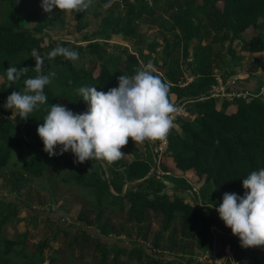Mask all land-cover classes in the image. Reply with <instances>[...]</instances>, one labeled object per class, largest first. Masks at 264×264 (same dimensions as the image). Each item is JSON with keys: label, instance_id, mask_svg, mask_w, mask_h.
I'll list each match as a JSON object with an SVG mask.
<instances>
[{"label": "trees", "instance_id": "trees-1", "mask_svg": "<svg viewBox=\"0 0 264 264\" xmlns=\"http://www.w3.org/2000/svg\"><path fill=\"white\" fill-rule=\"evenodd\" d=\"M97 1L101 5L107 3V0ZM197 1L210 29L221 33L223 39L228 41V54L234 58V43L246 41V46H242L240 51L247 57L253 56V71L263 68L262 61L256 55L264 51V40L258 34L248 33H255L258 20L264 17V0ZM27 5V0H0L2 85L9 86L4 71L9 65L26 68L20 79L11 84L12 91H21L23 81L37 74L32 68L35 60L29 56L33 48L45 57L56 46L71 48L70 41L47 42L40 36L45 30L54 31L62 23L61 10L55 15L54 22L40 25L36 21L41 10L27 9ZM137 12L138 8L128 3L126 16L114 21L117 27L113 33L129 36V25ZM82 15L83 11L73 14L78 21H81ZM92 15L94 18L97 16V21L100 18L99 12ZM23 16L27 24L33 25L31 30L20 26ZM75 27L72 35L76 34L77 37L82 31L79 24H75ZM90 50L95 52V47L91 46ZM154 50V47L150 48L151 53ZM150 62L155 68L153 73L159 76L162 70L156 66V59L151 57ZM47 64L44 65L47 69L45 74L55 73L43 89L47 100L29 113V117L22 119L15 109L2 107L6 97L0 94V178L4 177L12 191H21L34 181L51 176L56 183L63 182L65 187H76L82 192L80 196L87 199L95 211V225L103 217L111 218L110 215L126 224L143 225L150 213H155L161 218L159 233L169 231V241L176 235L179 241H192L200 250L210 253L209 263L198 264H264V246L241 247L238 237L230 229H223L221 219L213 215L210 209L178 198L172 191H164L162 183L150 174L152 157L148 160L135 158L131 162H124L120 158L112 163L97 159L80 163L75 162L73 155H67L61 157L63 165L55 168L61 162L60 157L49 156L43 151L42 141L36 132L50 104H58L62 100L74 113L84 112L87 104L77 92L79 87L95 86L97 90L107 91L117 86L120 74H134L139 64L134 54H126L121 63L111 67L108 62L99 60L90 61L88 67L75 66L62 56L53 58ZM167 83L170 102L175 107L182 106L186 115L179 118L176 128L168 133L166 150L160 159L161 170L177 173L169 181L176 187L175 190L180 191L191 189V185L181 177L191 173L194 183H200L205 196L211 191L206 205L221 200L225 192L243 195V177L250 171L264 167V96H256L258 89L255 92L238 91L236 86H229L226 92H245L248 95L227 99L211 96L208 92L216 85L215 77L211 74L203 76L194 87L187 86L189 89ZM192 88L195 90L191 91ZM25 137H31L32 142ZM134 143L129 137L124 146L132 148ZM143 143L150 150L148 140ZM89 162L97 165V176L91 167L84 169ZM5 171L6 175L3 174ZM88 172L89 176L86 174ZM128 184L131 185L129 188ZM7 222L6 216H0V264H55L54 257L47 260L43 256L49 239L32 244L23 234L17 242L8 240L4 237ZM82 234L87 236L84 232ZM140 235L145 237L146 231ZM94 239L104 247L96 264H122V256L126 257L132 249L109 239ZM16 246L21 247L17 249ZM226 249L230 256H227ZM143 256L151 264H174L171 260L158 261L146 253ZM134 264H141L140 256Z\"/></svg>", "mask_w": 264, "mask_h": 264}, {"label": "rangeland", "instance_id": "rangeland-1", "mask_svg": "<svg viewBox=\"0 0 264 264\" xmlns=\"http://www.w3.org/2000/svg\"><path fill=\"white\" fill-rule=\"evenodd\" d=\"M27 1V9L41 10L36 24L54 22L55 15L60 12L54 8L52 14L46 13L40 7V0ZM128 3L134 4L138 12L130 22V35L126 37L113 32L117 27L114 21L126 16ZM106 4L108 7L105 8L94 0L83 11L81 21L74 19L75 12H62V23L54 31L45 30L40 36L47 42L70 41L71 48L79 54L77 60H70L75 66L88 67L90 61L99 60L108 62L111 67L121 63L126 54H134L141 68L153 57L158 69L162 70L159 77L184 89H189L187 86L194 87L203 76L211 74L215 77L216 85L210 91L220 99H227L228 94L232 95L226 92L229 86H239L241 82L246 83L249 79L255 80L260 86L256 96H264V51L256 55L263 63V68L256 71L252 70L253 56L247 57L240 51L242 46H246V41L234 43L232 47L236 55L232 58L227 51L228 41L223 39L221 33L210 29L197 0H107ZM93 12H99L98 21L97 16L94 18L92 15ZM75 24H79L82 31L77 37L76 34L72 35L75 33ZM20 26L27 30L33 27L27 24L24 16L20 19ZM252 34H258L264 40V17L258 20L255 33H248ZM91 46L95 47V52L90 50ZM151 47H154V53L150 52ZM153 69L155 68L152 67ZM12 90V87L2 85L0 79L2 97H7ZM194 90L192 88L191 91ZM242 93L245 92L236 94ZM58 104L65 105L62 100ZM25 139L32 142L31 137ZM121 151L125 153L121 156L124 162H131L135 158L148 160L153 156L152 150L144 143H134L132 148L121 146ZM67 155L73 154L68 151L58 155L61 162L55 168L59 169L63 165L61 157ZM87 167H91L96 176L99 174L96 164L89 162L84 169ZM3 174L6 175V171ZM86 174L89 176V172ZM184 177L191 189L175 190L173 184L166 182V190L172 191L178 198L187 199L193 205L206 207L216 215L215 206L205 204L211 191L205 196L200 183H194L192 174H184ZM130 186L128 184L127 187ZM76 189L65 187L63 182L58 184L51 176H45L29 187L15 192L5 183L4 177L0 178V216L8 218L4 237L17 242L25 234L32 244L49 239L43 256L47 260L54 257L55 264H96L104 247L94 238L103 241L109 239L113 243L119 242L120 245L132 248L126 257L122 256V264H134L138 256L141 257V264H151L143 256L145 253L158 261L171 260L174 264L209 263L210 253L200 250L192 241H179L176 235L169 241V231L159 233V214L150 213L148 221L143 225L117 221L114 215H110L109 219L103 217L95 225V211L91 203L81 197L82 192ZM220 202L221 200L214 205ZM221 225L223 229L228 228L222 220ZM142 231H146L145 237H141ZM53 237L56 239L52 240ZM20 247L16 246L17 249ZM110 248L114 249L107 247ZM226 254L230 256L227 249Z\"/></svg>", "mask_w": 264, "mask_h": 264}, {"label": "clouds", "instance_id": "clouds-1", "mask_svg": "<svg viewBox=\"0 0 264 264\" xmlns=\"http://www.w3.org/2000/svg\"><path fill=\"white\" fill-rule=\"evenodd\" d=\"M91 4L92 0H40L46 13L54 8L79 13ZM78 55L75 49L56 46L45 57L33 48L29 56L35 60L32 68L37 74L23 81L21 91H12L2 107L15 109L22 119L29 117L46 102L43 89L55 75L45 74L44 65L57 56L75 61ZM25 69L9 65L4 70L9 87ZM77 92L87 104L86 111L74 113L63 104H50L43 123L37 125L43 151L49 156L70 151L75 162L97 159L112 163L125 154L121 146L128 143L129 137L135 144L164 139L177 112L168 98L169 84L153 73L151 62L130 76L120 74L117 86L107 91L81 86ZM241 187L245 189L243 195L225 192L221 202L213 206L223 224L238 237L241 247L264 246V167L243 177Z\"/></svg>", "mask_w": 264, "mask_h": 264}, {"label": "built area", "instance_id": "built-area-1", "mask_svg": "<svg viewBox=\"0 0 264 264\" xmlns=\"http://www.w3.org/2000/svg\"><path fill=\"white\" fill-rule=\"evenodd\" d=\"M208 93H209V95L213 96L212 95V91H209ZM236 93L232 92L231 96L228 94L227 98L240 97V96L241 97H245L246 95H248L247 93H242L240 95L236 94ZM176 108H177V112L173 114V116H174L173 123L171 125V128H170L169 132L172 129L176 128V121L179 118H181V117L186 115L184 113V110H183L182 106H178ZM168 133H167V135H166V137L164 139H156V140H153V141H148L150 149L152 150V153H153V156H152V168H151L150 174H152L154 176V178L156 180H158V181L162 180L163 178L169 177V176H175L176 177V174H174V172H163L161 170V168H160V159L164 155L165 150H166ZM152 146H156V148L154 149ZM185 174H187V173H185ZM189 174H191V173H189ZM181 177L188 182L187 178H185L184 175H182ZM216 216L218 217V213L216 214ZM212 229H214V228L212 227Z\"/></svg>", "mask_w": 264, "mask_h": 264}, {"label": "crops", "instance_id": "crops-1", "mask_svg": "<svg viewBox=\"0 0 264 264\" xmlns=\"http://www.w3.org/2000/svg\"><path fill=\"white\" fill-rule=\"evenodd\" d=\"M256 57H257V56H256ZM259 88H260V86H259L258 83H257L255 80H253V79H252V80L249 79L246 83H245V82H241V83L239 84V86L236 85V89H237L238 91H244V90H246V91H250V92H255L256 89L259 90ZM170 172H173V170H171ZM171 177H175V176H169V177H167V178H163L162 180H160V182H161L162 185L164 186V191H166V192H171V191H169V190H166V186H165L166 182L172 184V183L169 181V178H171Z\"/></svg>", "mask_w": 264, "mask_h": 264}]
</instances>
